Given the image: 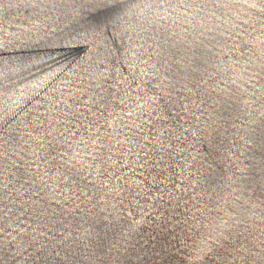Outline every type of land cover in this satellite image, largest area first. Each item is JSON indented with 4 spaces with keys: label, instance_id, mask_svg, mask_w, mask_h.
<instances>
[{
    "label": "snow or ice",
    "instance_id": "1",
    "mask_svg": "<svg viewBox=\"0 0 264 264\" xmlns=\"http://www.w3.org/2000/svg\"><path fill=\"white\" fill-rule=\"evenodd\" d=\"M0 264H264V0H0Z\"/></svg>",
    "mask_w": 264,
    "mask_h": 264
}]
</instances>
